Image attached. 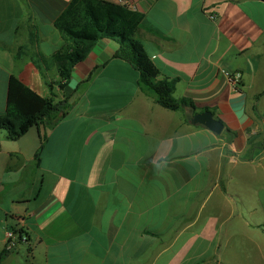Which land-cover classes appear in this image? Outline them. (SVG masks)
Instances as JSON below:
<instances>
[{
	"label": "crops",
	"instance_id": "obj_1",
	"mask_svg": "<svg viewBox=\"0 0 264 264\" xmlns=\"http://www.w3.org/2000/svg\"><path fill=\"white\" fill-rule=\"evenodd\" d=\"M105 1L143 16L156 80L193 112L157 104L108 38L60 82L70 0H0V117L11 75L69 106L0 132V264H264V0ZM204 111L220 134L191 123Z\"/></svg>",
	"mask_w": 264,
	"mask_h": 264
},
{
	"label": "trees",
	"instance_id": "obj_2",
	"mask_svg": "<svg viewBox=\"0 0 264 264\" xmlns=\"http://www.w3.org/2000/svg\"><path fill=\"white\" fill-rule=\"evenodd\" d=\"M142 19L140 13L109 1L70 0L53 23L66 42L63 48L52 55L60 82L69 79L71 69L96 41L108 38L118 44L114 58L133 65L140 74L141 87L155 97L157 104L171 111L188 108L193 112L190 100L173 98V82L156 80L157 68L143 44L135 39ZM68 107L65 100L56 102L53 98H43L11 75L5 111L0 117V130L16 140L37 123L49 129L58 121V114H66ZM38 158L39 152L34 161L37 162Z\"/></svg>",
	"mask_w": 264,
	"mask_h": 264
},
{
	"label": "water",
	"instance_id": "obj_3",
	"mask_svg": "<svg viewBox=\"0 0 264 264\" xmlns=\"http://www.w3.org/2000/svg\"><path fill=\"white\" fill-rule=\"evenodd\" d=\"M190 121L193 125H201L217 135L223 130V124L214 118L210 111L196 113L190 118Z\"/></svg>",
	"mask_w": 264,
	"mask_h": 264
},
{
	"label": "built area",
	"instance_id": "obj_4",
	"mask_svg": "<svg viewBox=\"0 0 264 264\" xmlns=\"http://www.w3.org/2000/svg\"><path fill=\"white\" fill-rule=\"evenodd\" d=\"M240 79H241V76L238 73L233 74V75L228 77V81L233 88H237V86L240 82ZM5 239H6L7 249L10 250L15 246V242L18 239L23 240L24 238L21 235H18L17 232L8 231L6 233Z\"/></svg>",
	"mask_w": 264,
	"mask_h": 264
},
{
	"label": "rangeland",
	"instance_id": "obj_5",
	"mask_svg": "<svg viewBox=\"0 0 264 264\" xmlns=\"http://www.w3.org/2000/svg\"><path fill=\"white\" fill-rule=\"evenodd\" d=\"M0 132H4L3 130H0Z\"/></svg>",
	"mask_w": 264,
	"mask_h": 264
}]
</instances>
